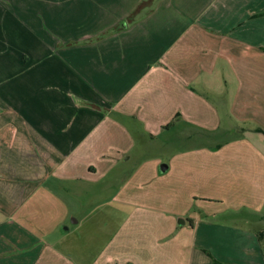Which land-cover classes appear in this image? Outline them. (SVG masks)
I'll return each instance as SVG.
<instances>
[{
    "label": "crops",
    "instance_id": "crops-1",
    "mask_svg": "<svg viewBox=\"0 0 264 264\" xmlns=\"http://www.w3.org/2000/svg\"><path fill=\"white\" fill-rule=\"evenodd\" d=\"M171 133L86 254L85 182ZM262 229L264 0H0V264H264Z\"/></svg>",
    "mask_w": 264,
    "mask_h": 264
},
{
    "label": "rangeland",
    "instance_id": "rangeland-1",
    "mask_svg": "<svg viewBox=\"0 0 264 264\" xmlns=\"http://www.w3.org/2000/svg\"><path fill=\"white\" fill-rule=\"evenodd\" d=\"M164 142L167 144L164 145ZM176 152L173 133L166 138V141L154 135L148 142H135L124 157V159L128 158L127 161H121L113 166L103 177L85 182V189L79 198L80 207L75 214H72L80 222L76 226L69 222L72 231L67 238L88 255L91 254L92 248L96 252L99 249L103 251L109 240L113 239L115 230L121 226L124 216L123 211L118 208L121 206L120 202L115 200L114 188L121 186L127 175L132 174L141 164L149 167L156 160L171 159ZM71 200L73 201V198ZM188 207L189 212H193V209H197L196 201H191Z\"/></svg>",
    "mask_w": 264,
    "mask_h": 264
},
{
    "label": "trees",
    "instance_id": "trees-1",
    "mask_svg": "<svg viewBox=\"0 0 264 264\" xmlns=\"http://www.w3.org/2000/svg\"><path fill=\"white\" fill-rule=\"evenodd\" d=\"M258 237H259V239L260 240H264V231H260L259 233H258Z\"/></svg>",
    "mask_w": 264,
    "mask_h": 264
},
{
    "label": "water",
    "instance_id": "water-1",
    "mask_svg": "<svg viewBox=\"0 0 264 264\" xmlns=\"http://www.w3.org/2000/svg\"><path fill=\"white\" fill-rule=\"evenodd\" d=\"M182 223H183V221H182Z\"/></svg>",
    "mask_w": 264,
    "mask_h": 264
}]
</instances>
